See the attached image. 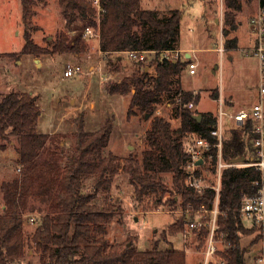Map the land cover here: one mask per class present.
Instances as JSON below:
<instances>
[{"label":"trees","instance_id":"obj_1","mask_svg":"<svg viewBox=\"0 0 264 264\" xmlns=\"http://www.w3.org/2000/svg\"><path fill=\"white\" fill-rule=\"evenodd\" d=\"M23 21L33 16L35 0H20ZM142 0H101L104 12L100 18V50L107 56L114 55L116 62L123 59L126 51L140 50L155 52L151 64L155 75L151 76L134 62L131 75L106 86L109 95H131L128 117L137 113L150 115L151 124L146 132L147 148L142 152L141 164L138 159L127 158L123 171L134 186L133 198L137 203L148 198L154 205L168 204L172 210H186L201 207L211 210L216 202V191L210 187L202 191L186 184L189 161L184 138L198 134L210 142L211 148L206 164L198 169L197 176L204 181L203 169L217 174L219 149L218 138L211 135L219 126V119L212 112L202 113L201 119H195L199 112L188 108L190 103H198L200 94L183 89L180 76L187 67L186 62L163 57L165 51L177 49L178 34L183 12L169 10V14H159L157 10L144 9ZM251 0H223V32L229 35L238 29L237 16L244 4ZM65 27L80 20L87 25H96V11L91 0H59ZM264 11V0H258ZM228 38V36H226ZM24 46L18 53H4L5 57L20 58L22 55H41L85 52V41L78 37L70 40L65 33L60 34L53 48H46L34 42L32 34H24ZM236 38L228 39L225 48H236ZM106 56V57H107ZM111 65L113 62L108 61ZM119 64L112 72H119ZM219 99L218 91L211 94ZM172 101L175 107L172 117L179 120V127L173 128L172 122L157 115L158 106L164 101ZM42 111L37 97L29 92L11 91L0 98V153L6 151L8 142L18 140V163L23 167L21 181L5 183V210L0 215V264L16 262L24 256L22 239L23 216L19 212L26 206L31 193L32 182L38 180L40 193L52 202L56 215H45L37 228L34 240L45 251L41 264H187L184 250L174 248L159 249L156 245L142 251L130 242L121 249L106 238L107 228L115 217L116 207L109 202L110 190L117 167V157L105 154L113 131V121L107 120L97 131L85 130L84 118L77 119L75 132V153L69 160L62 177H49L56 173L58 158L50 157L42 161L43 150L52 147V134L37 132L38 120ZM253 124L246 123L231 130L229 138L223 139L222 158L245 157V163L254 162ZM56 155V154H55ZM211 156V158H209ZM38 173L36 179L35 174ZM171 176V186L166 183ZM95 179L90 191H85L86 181ZM259 178V172L253 166H228L221 173V187L218 207L223 225L231 246L221 253L226 264H246L245 255L249 247L241 245V238L257 231L258 238L264 237L256 228L247 229L239 217L244 196L256 193L253 182ZM215 182V180H214ZM103 191L107 208L99 207L97 196ZM165 197H168L164 203ZM21 206V207H20ZM185 221L179 219L171 226L173 232L183 231ZM207 230L199 232L203 239ZM213 264V263H212Z\"/></svg>","mask_w":264,"mask_h":264},{"label":"rangeland","instance_id":"obj_2","mask_svg":"<svg viewBox=\"0 0 264 264\" xmlns=\"http://www.w3.org/2000/svg\"><path fill=\"white\" fill-rule=\"evenodd\" d=\"M192 1L195 2L191 6L189 3ZM200 1L205 5V14ZM254 1L256 0L246 2L244 11L242 10L244 14L248 13L249 17L260 10ZM141 6L144 9L157 10L161 15L170 9H179L183 12V24L195 26L193 33L183 30L182 44L191 46V43H195L200 49L196 55L197 73L190 75L184 71L181 76L182 86L202 96L203 108L211 110L218 117L224 132L229 131L224 134V138H229L231 130L239 127L233 119L235 112L243 105L253 106L259 101V87L256 81L258 64L256 58L247 50L250 36L255 35L249 34L248 25L243 22L238 32L241 40L239 50H225L221 54L212 49L202 50L205 43L208 46L206 48L216 45L225 49V42L235 38L234 32L229 35L223 32V0H142ZM33 13V16L24 22L20 0H0V98L11 91L29 92L37 97L42 111L36 127L37 132H53V146L48 145V148L43 150L41 159L45 161L54 156L59 161L57 172L49 173L48 178L62 177L65 174L67 164L75 153L78 118H84L85 130L88 132L99 130L107 120L113 121V131L105 154L111 153L117 157V173L109 193V202L116 207V214L108 225L106 238L121 249L133 242L142 251L150 250L156 245L162 250L170 247L184 250L187 264H202L206 238L200 239L199 231L189 230L186 223V219L192 220L200 215L197 209L189 206L186 210H172L170 205L156 206L148 198L137 203L133 198L134 186L123 171L130 156L138 159L141 164L142 152L147 148L146 132L150 127L151 118L146 119L141 113L128 117L131 95H109L106 86L131 75L135 69L134 61L121 54L123 59L117 63L115 56L111 55L108 56V61L111 60L115 65L102 60L101 69L97 73L89 74L90 66H97L101 56L94 47L97 42L84 40L81 36L86 24L78 20L71 30H68L59 0H35ZM215 19H219V22ZM203 21L208 34L213 38L205 40L204 37L198 36L195 41L194 36L203 31ZM27 31L32 34L34 42L42 47L52 49L60 34L65 33L70 40L81 37L87 50L78 54H44L46 62L43 66H39L32 55L24 54L20 58L3 56L4 53L19 54L22 51L24 34ZM244 34H247L246 38ZM154 57L153 54L148 55L149 65L154 64V61L151 62ZM68 64L80 65L83 73L66 78L64 72ZM117 64L120 71L112 72ZM102 75L110 77L104 80ZM208 91L211 94L218 91L219 97L224 99L225 107L207 94ZM230 100H234L235 104L228 105ZM167 102L166 100L158 106L161 112L156 114L170 119L175 103L170 101L168 105ZM221 110L226 114L220 117ZM171 122L173 128L179 127L178 119H172ZM193 137L194 135H190L184 138L185 143ZM18 145L17 139L8 142L6 151L0 153V215L4 214L6 204L4 184L15 180L20 182L22 178L23 167L18 163ZM202 172L205 178L203 185L213 184L214 175L205 168ZM37 175L38 173L33 179H36ZM94 180L92 178L86 181L85 191H90ZM166 183L171 186L170 175H167ZM31 185L33 188L26 206H20L19 209L24 222V256L16 262L5 264H41L42 258L45 257V251L37 245L34 235L42 218L45 215L55 216L56 209L52 202L40 193L38 180H34ZM104 194L103 191L99 192L96 203L99 207L107 208L109 202L104 200ZM167 199L168 197H165L164 203ZM188 209L190 213H187ZM181 218L185 221L183 231L173 232L171 226ZM243 225L251 229L249 221H245ZM258 235L259 233L254 231L241 238V245L250 249L245 255L246 264H264V237L260 239ZM225 251L220 252L219 256Z\"/></svg>","mask_w":264,"mask_h":264},{"label":"built area","instance_id":"obj_3","mask_svg":"<svg viewBox=\"0 0 264 264\" xmlns=\"http://www.w3.org/2000/svg\"><path fill=\"white\" fill-rule=\"evenodd\" d=\"M93 8L96 11L95 23L96 25L83 26L81 36L84 40H95L97 43L100 42V18L104 10L102 9L101 0H91ZM252 33L255 35V45L249 49L251 55L256 58L259 67V101L255 103L251 108L242 109L233 115V119L238 126H243L248 122L253 124V148H254V162L251 163H237L229 164L222 158V147L224 132L222 129L221 122L217 129L211 131V135L218 138L217 147L219 149V160L217 165V174L215 175V182L213 184L203 185V180L197 176L196 172L200 167L205 165L206 158L211 148V144L205 138L198 134H195L191 140L186 143L187 153L189 155L188 165L186 171L188 173L186 184L194 187L198 191L210 187L216 191V202L211 210H207L203 207L198 209L197 212L200 214L192 220H187L188 228L191 231H203L207 230L205 239V248L203 251L202 264H226L225 260L219 256V253L228 249L231 246V241L227 238L224 228L220 223L221 212L218 207V196L221 187V173L225 167L238 166L246 167L253 166L259 172V178L253 182L256 188V193L251 196H244L242 199L241 207L239 209V217L243 224L245 221L251 223L250 228H256L258 231H262L264 235V11L260 10L252 17L250 21ZM95 47V46H94ZM97 50V49H96ZM101 59L99 64L102 63L103 57L106 58L99 47L97 50ZM123 54L128 59L145 64L148 62V55L155 52L131 50L126 51ZM178 51H165L163 57L168 59H176ZM190 72L193 74L197 68V64L191 63L189 65ZM83 73L80 65L68 64L64 72L66 78H70ZM194 103L188 105L189 109H193ZM226 113L221 110L220 117ZM211 158V156H209ZM202 160V164L199 161ZM190 213V210H187ZM201 213H207L208 215L203 216ZM223 248V249H222ZM264 261V260H263Z\"/></svg>","mask_w":264,"mask_h":264},{"label":"crops","instance_id":"obj_4","mask_svg":"<svg viewBox=\"0 0 264 264\" xmlns=\"http://www.w3.org/2000/svg\"><path fill=\"white\" fill-rule=\"evenodd\" d=\"M195 1H192V2H190L189 3V5H193V3H194ZM201 5H202V10H203V13L205 14V11H206V9H205V5H204V3H202V1H200L199 2ZM254 4H256L257 5V7L258 8H260L259 7V2H258V0H256V1H254L253 2ZM170 10H172V9H170ZM244 11V10H243ZM243 11L240 13V14H238V23H239V26H238V29L234 32L235 33V35H234V37L236 38V40H237V47L236 48H225L224 49V47L223 46H220V47H217L216 45H214V46H212L211 48H206V47H208V46H206V43L204 44V48L202 49V50H208V49H212V50H214L215 52H218V53H222V52H224L225 50H235V51H237V50H239V48H240V45H241V40H240V36H239V29H240V27L242 26V24H243V22H246V24L248 25V31H249V34L250 35H252V30H251V25H250V21H251V19H252V17L254 16H252V17H249V15H248V13H243ZM167 14H169V11H167ZM242 14H244V15H242ZM184 17H182V21H181V27H180V30H179V34H178V43H177V49L175 50V51H178V54H177V57H176V59H178V60H181L182 62H186V63H188L187 64V67L185 68V70L184 71H187V72H189V74L190 75H195L197 72H196V70H195V73H191L190 72V67H189V65L191 64V63H195V64H197V67H198V62H197V60H196V55L200 52V49L199 48H197L196 46H195V43H191V46H190V44H188L187 46H183V44H182V32H183V30L184 31H188V32H191V33H193V32H195V26L193 25V24H183V19ZM215 21L218 23L219 22V19H215ZM202 30L203 31H201V32H199V33H197V35H195L194 36V39H195V41H196V39L198 38V36H201V37H204L205 38V40H210V39H212L213 37H210V35L208 34V31L206 30V28H205V23H204V21H203V25H202ZM205 32V33H204ZM226 35V34H225ZM244 37L246 38L247 37V34H244ZM215 41V40H214ZM89 41H87V43H88ZM223 45V44H222ZM255 45V36L253 37V36H250V44H249V46L247 47V50L249 51V49H251L253 46ZM95 47H96V49L97 50H99V43H97L96 45H95ZM96 50V51H97ZM44 55H41L39 58H35L34 57V59H35V61L39 64V66H43L44 65V63L46 62V60L44 59V57H43ZM77 56V55H76ZM176 59L174 60V61H176ZM233 58H230V60H232ZM103 61L105 62V61H107L108 62V56L105 58V60H104V57H103ZM99 62V61H98ZM102 64V63H101ZM101 64H99L98 63V65L97 66H90V72H89V74H94V73H97V71H99L100 69H101ZM257 64H258V62H257ZM142 68H144L145 69V71L146 72H149V74L151 75V76H154L155 75V68H154V66L153 65H149V63H143L142 64ZM197 69V68H196ZM183 71V72H184ZM182 72V73H183ZM257 74H258V78H257V80L256 81H258V87H259V81H260V76H259V67H257ZM181 76H182V74H181ZM180 76V81H181V84H182V77ZM106 77L108 78V77H110V75H102V79H106ZM183 87V86H182ZM184 89V88H183ZM184 90H186V89H184ZM186 91H189V90H186ZM191 92H193V93H195L196 91H191ZM108 94V93H107ZM196 94V93H195ZM207 94H209V95H211V93H210V91H208V93ZM218 102L221 104H223V106L225 107V103H224V99L222 98V96H220L219 97V99H218ZM168 103V105H170V101H168L167 102ZM229 103L230 104H228V105H234L235 104V101L234 100H230L229 101ZM252 106H245V105H243V106H241L236 112H238L239 110H242V109H248V108H251ZM192 110H196V111H198L199 112V114L201 115L202 113H207V112H212L211 110H209V109H206V108H203V106H202V96L200 97V99H199V101H198V103H194V107H193V109ZM157 112L158 113H160L161 112V110L160 109H158L157 110ZM235 112V113H236ZM213 113V112H212ZM214 114V113H213ZM231 117H232V115H231ZM172 119H174L173 117H172V113H171V117H170V119L169 120H172ZM237 125V124H236ZM225 130H223V132H224ZM229 131H227L226 130V132H224V134L225 133H228ZM50 134H53V132L52 133H50Z\"/></svg>","mask_w":264,"mask_h":264},{"label":"water","instance_id":"obj_5","mask_svg":"<svg viewBox=\"0 0 264 264\" xmlns=\"http://www.w3.org/2000/svg\"><path fill=\"white\" fill-rule=\"evenodd\" d=\"M226 35H227V32L225 33ZM38 62V61H37ZM150 117V115H146L145 116V118L146 119H148ZM194 118L195 119H198V120H200L201 119V115L199 114V115H195L194 116ZM130 149H132V147H130ZM245 161V157H240V158H236V159H231L230 161H229V164H237V163H242V162H244ZM202 160H200L199 161V164H202ZM170 248H172V247H170Z\"/></svg>","mask_w":264,"mask_h":264}]
</instances>
